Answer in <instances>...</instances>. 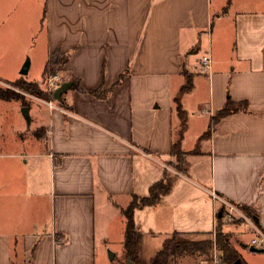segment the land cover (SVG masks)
Wrapping results in <instances>:
<instances>
[{
	"label": "crops",
	"instance_id": "obj_1",
	"mask_svg": "<svg viewBox=\"0 0 264 264\" xmlns=\"http://www.w3.org/2000/svg\"><path fill=\"white\" fill-rule=\"evenodd\" d=\"M21 4L26 12L36 9L30 26L45 37L47 59L54 50L69 53L56 75L73 78L80 88L62 94L63 107L40 101L28 109L32 126L45 130L44 151L19 143L21 149L10 155L27 167L21 168L31 180L28 198L20 204L29 211L30 224L19 232L0 223V264L15 259L19 264H99L97 235H109L97 232V206L116 207L118 213L116 200L144 196L164 177L162 162L171 157L178 121L173 98L187 67L194 71L189 92L200 79L207 84L201 108L205 126L227 97L247 100L248 111L214 124L205 137L206 151L184 150L209 159L206 184L184 175L180 187L172 186L156 205L142 209L139 264H149L173 233L198 240L180 232L209 230L210 205L216 201L205 199L204 189L253 208L255 225L264 233V0H0V74L7 59L4 47L16 37L11 29L23 21ZM204 38L205 50L193 60L190 54ZM204 54L211 66L203 71ZM100 85L102 97L86 92ZM203 114L195 113L194 121ZM192 122L186 121L185 133ZM5 185L0 181V189ZM178 188L188 197L183 211L180 201L173 202ZM45 203L48 224H42ZM249 227L252 234L244 245L232 246L241 264H261L264 248L250 243L255 232ZM201 256L183 253L170 264L207 263Z\"/></svg>",
	"mask_w": 264,
	"mask_h": 264
},
{
	"label": "rangeland",
	"instance_id": "obj_2",
	"mask_svg": "<svg viewBox=\"0 0 264 264\" xmlns=\"http://www.w3.org/2000/svg\"><path fill=\"white\" fill-rule=\"evenodd\" d=\"M17 7L18 13H23V21L16 24V30L11 29L13 32H15L16 37L10 45H6L4 47L6 53L5 57L7 59L2 61L1 66L3 68L4 74H0V88L5 90L11 97H6V99L0 98V154H2L0 155V181H3L4 184H6L5 187L0 189V223H3V225L7 223V227H13L19 232H25L27 231L28 225L30 224L28 221L29 211L26 207H22L20 204L28 198L25 194L31 190L29 185L31 180L21 168L27 167L22 163L20 164V160L18 158H12L10 155L11 153L21 149V146L16 145L19 143H23L24 148L26 149L30 150L32 148V151H44L45 130H43L42 127L32 126L31 121L33 120L34 116H31L30 113V121L27 123L22 114V106H26L29 109L31 106H34L36 103L40 102L38 99H49L50 94L47 91L48 86L46 83L48 75L43 78L41 77L42 69L48 60L45 53V37L41 33L37 34L38 29L35 30L34 26L32 27L33 30L30 26L31 20L34 17V13H36V9L31 10V12H26V4H21ZM21 8H23V12L21 11ZM30 29L32 30L33 37L27 39L26 34L30 31ZM200 41V44L195 46L194 53L190 54L191 56L193 55V60L197 59L203 53L205 50L204 45H207L206 38H204V40L200 39ZM188 54L189 53H187V55ZM26 60L29 61L27 74H21L20 69ZM196 66L197 65H195V67ZM187 68L188 69H183V71L194 74V71H192L193 67ZM201 69L203 71L205 70L202 67ZM57 73L59 77L58 81H55V83L66 80V76L60 72ZM201 76L202 78L205 77L202 73ZM182 77V83H184L185 77L184 75ZM23 80L36 81L39 84L41 90L46 92L48 97H38L17 87V85ZM195 84L196 82L194 80V85ZM189 91L181 94L179 89H177L175 93V96H180L182 107L185 110L186 121H193L189 130L186 133L184 131L185 137L183 136L184 140H182L181 149H193L196 152H203L206 151L205 148L207 145V139H205V137L200 138L199 135L201 132L198 131L200 126L202 127L204 125L203 131H205L207 128V126H205L207 116L201 112V108H203V102L206 99L207 84L206 82L204 83L203 79H200L196 85V89L192 90V92ZM51 100L55 103V105H59V102L53 99V97ZM195 113L203 114V116L200 117L199 122L194 121L195 119L193 116H195ZM177 129L178 121L174 126V136L177 135ZM200 155L202 154L192 153L191 156H185V163L183 165H180V163L177 164V161L172 156L168 159L165 158V161L163 160L162 163L165 164V166L163 165L165 168L163 170L166 172L164 176L167 175V177L171 179L172 186L178 185V187H180L182 179H184V175L194 181L199 182L200 184H206L205 181L209 175V159L205 154L202 156ZM175 164L178 165V169L173 166ZM19 169H22V171ZM179 173H182L183 175H180ZM204 190L203 197L205 199L210 200L212 204L214 201H216V205H210L211 220L209 230L197 232H180V236L183 235L186 238H194L198 240L209 239L213 241L216 232L220 230V232L223 234H227L231 245L234 244L236 247H238V245L242 244L243 246L245 240L252 234L249 230L250 225L245 224L248 222L243 218H229L226 215L221 203L213 198V191L206 189ZM180 191L181 189L178 188L176 193L173 195V202L176 203L180 201L179 206L183 211L184 203L188 197L180 193ZM147 195L148 193L146 192L144 196ZM136 196L143 197L137 194H132L127 199L116 200L115 202L118 203V213L115 211L116 207L115 209H112L109 206L103 210L102 208L104 207H102L101 204L97 206V208H101L100 210L97 209L96 212L97 232L101 233L104 232V230H108L107 233L109 235L107 237H101L97 235L96 259L99 264L127 263L123 249V229L125 217L121 210L126 209L129 203L134 201ZM143 208H151V206L146 204L144 206L136 207L134 210V219L136 217V228L139 231L141 229V225H139L137 219L140 217L141 212L145 211L142 210ZM178 214L179 216L181 215L180 211H178ZM42 215H44L42 224H48V221L51 217L48 203H45L44 210H42ZM148 222H151L150 218H148ZM154 243L155 241L153 242V245ZM153 245L151 249L155 247L157 243L154 246ZM214 252L215 248L213 246L210 248L208 256H201L203 258L209 259L207 263L203 264H213L212 260ZM216 254H220L217 249ZM259 261L262 262L261 264H264V255L259 257ZM19 263L20 262L18 259L13 261V264Z\"/></svg>",
	"mask_w": 264,
	"mask_h": 264
},
{
	"label": "trees",
	"instance_id": "obj_3",
	"mask_svg": "<svg viewBox=\"0 0 264 264\" xmlns=\"http://www.w3.org/2000/svg\"><path fill=\"white\" fill-rule=\"evenodd\" d=\"M69 53L61 52L59 50H54L50 53L49 58L46 64L43 67L41 77H45L48 74L55 75L57 66L64 64L68 59ZM124 74V73H123ZM121 74L119 79L124 75ZM182 74L185 77V82L180 87V93L187 92L192 87V77L193 74L190 72L182 71ZM71 81L72 84L70 89L80 88L78 81L73 78L63 80L58 82V85ZM17 87L25 90L30 94H34L38 97H43L48 95L46 92H43L39 87V84L36 81H27L23 80ZM86 92L97 96L102 97L105 94V91L102 89V86H98L95 89L87 90ZM10 97L9 94L3 89L0 88V98L6 99ZM45 97V98H46ZM11 98V97H10ZM52 94H50V98ZM174 103V112L178 119V129L177 135L174 136L171 147L170 155L175 158L177 164L183 165L185 163V156L192 154V151H184L181 149V143L184 136V131L186 129V119H185V110L182 107L180 96H175L173 98ZM59 106H64V99L62 98L59 102ZM247 112L248 111V102L247 100L234 101L230 97H227L224 105L215 112V114L210 118L209 124L206 130L199 136L208 137L212 130L214 124H216L222 117L235 113V112ZM173 165L175 168H179L178 165ZM179 172V170H178ZM172 188L171 179L164 176L162 179L152 183L149 186L148 195L143 197L136 196L132 203H129L126 209L121 210L122 214L125 217V227H124V237H123V249L126 260H130L133 263L139 264V249L142 240L141 233L136 228V223L134 220V210L136 207L150 205H156L163 196L170 193ZM219 195V194H218ZM220 196V195H219ZM230 201V200H228ZM234 203L233 201H230ZM244 216L249 219L252 223L257 224V214L248 205L236 204L234 203ZM217 249L220 254H217L223 263L232 264L234 261L239 260V254L236 252L235 248L230 244L227 234H223L218 230L215 234L214 240H183L177 236V233H173L169 238L165 239L163 245L159 251H157L154 256L149 260V264H170L171 259L182 255L183 253H199L201 255H209L210 248L213 247Z\"/></svg>",
	"mask_w": 264,
	"mask_h": 264
},
{
	"label": "built area",
	"instance_id": "obj_4",
	"mask_svg": "<svg viewBox=\"0 0 264 264\" xmlns=\"http://www.w3.org/2000/svg\"><path fill=\"white\" fill-rule=\"evenodd\" d=\"M200 64L203 69L205 70L209 69L211 66L210 56L208 54H204L200 59ZM55 81H58V76L56 74L55 75L48 74L46 83L48 86L47 91L49 94H52V92L58 86V83H55ZM51 99H47V100L38 99V100L44 102L49 108H56L57 105H55V103ZM212 196L214 199H216L217 201L221 203L226 215L229 218L238 217V218H243L245 221H247L252 226L255 232V236L251 238L250 243L254 246H260L264 248V233L254 223H252L249 219H247L234 203L219 196L215 192H212ZM56 242L60 243L61 240L57 239ZM212 262L213 264H226V263H223L221 258L216 254V249L213 255Z\"/></svg>",
	"mask_w": 264,
	"mask_h": 264
},
{
	"label": "water",
	"instance_id": "obj_5",
	"mask_svg": "<svg viewBox=\"0 0 264 264\" xmlns=\"http://www.w3.org/2000/svg\"><path fill=\"white\" fill-rule=\"evenodd\" d=\"M28 68H29V61L26 60L24 62V64L22 65L21 69H20V73L21 74H27ZM71 84H72L71 81H66V82H63V83L59 84L55 88V90L52 92L53 99L57 100L58 102H61V100H62V94L67 89L70 88ZM22 114H23L24 118L26 119L27 123H29L30 117H29V113H28V108L26 106H22ZM249 249L251 251H254V252H261V251H263L262 249H258V248L252 247V246H250ZM126 264H136V263H133L130 260H127V263ZM232 264H241V263L239 262V260H237V261H234Z\"/></svg>",
	"mask_w": 264,
	"mask_h": 264
}]
</instances>
